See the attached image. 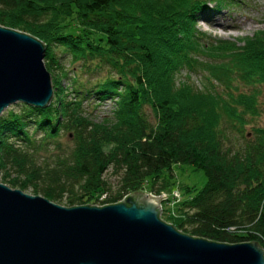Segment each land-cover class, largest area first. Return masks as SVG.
Returning <instances> with one entry per match:
<instances>
[{
  "label": "trees",
  "instance_id": "obj_1",
  "mask_svg": "<svg viewBox=\"0 0 264 264\" xmlns=\"http://www.w3.org/2000/svg\"><path fill=\"white\" fill-rule=\"evenodd\" d=\"M207 2L239 0H0V27L43 44L53 91L43 108L17 103L0 115L1 183L65 198L67 208L101 207L133 193L168 195L173 167L188 166L205 185L184 187L161 221L264 250V128L255 125L264 31L241 44L206 38L196 14ZM58 48L78 72L100 75L93 86L70 74ZM106 99L110 114L90 120L84 103Z\"/></svg>",
  "mask_w": 264,
  "mask_h": 264
},
{
  "label": "water",
  "instance_id": "obj_2",
  "mask_svg": "<svg viewBox=\"0 0 264 264\" xmlns=\"http://www.w3.org/2000/svg\"><path fill=\"white\" fill-rule=\"evenodd\" d=\"M35 38L0 27V115L52 97ZM133 193L116 204L63 208L0 184V264H264L255 242L193 238L159 219L160 199Z\"/></svg>",
  "mask_w": 264,
  "mask_h": 264
},
{
  "label": "rangeland",
  "instance_id": "obj_3",
  "mask_svg": "<svg viewBox=\"0 0 264 264\" xmlns=\"http://www.w3.org/2000/svg\"><path fill=\"white\" fill-rule=\"evenodd\" d=\"M235 6L221 9L215 6L213 3L207 2L204 4V7H202L196 14L197 31L203 34L206 38L217 39L236 44H241V41L244 39L251 38L253 35L258 34L257 32L264 31V0H239ZM208 19H210V21ZM231 25H233V27H230ZM55 53L57 56L61 57L60 60L64 67L67 70H71L70 74L76 72L79 75L77 79L79 83L85 85L88 82L89 86H93L97 78L100 77V75L96 74L87 75L85 72H78L76 66L72 67L71 65H68V55L62 56L59 48L55 49ZM193 82L196 86H199V81L196 78H193ZM68 83L69 81H63L65 86H67ZM258 101L261 113L259 118L255 120V125L260 128H264V90H262ZM14 105L15 104L9 106L7 110L16 109ZM111 107V102L108 99L101 100L99 102L97 100H92V103L89 104V106H86L84 103L85 112L87 113L88 118L94 122H98L101 120V118L108 116L110 114ZM146 114H148L149 119H151L148 110H146ZM246 138H249V135H247ZM59 142L64 145L68 144L69 140L63 137L60 138ZM172 172L173 189L179 192L182 199L186 197L183 195L184 187L193 188L195 191H200L205 185V178L202 172L195 171L188 166H174ZM104 178L109 182L112 190H114L115 178L111 177L109 170L105 172ZM0 184H2L1 180ZM5 186L8 187L7 185ZM22 193L29 196H34L31 194L30 190L22 191ZM64 201L65 198H62L60 201L55 202L54 204L63 208H67ZM162 205L163 204L160 203V206ZM161 210L162 214L160 220L162 219L164 221L168 215L172 217V209L170 206L167 208L163 205ZM261 250L264 253V250Z\"/></svg>",
  "mask_w": 264,
  "mask_h": 264
},
{
  "label": "built area",
  "instance_id": "obj_4",
  "mask_svg": "<svg viewBox=\"0 0 264 264\" xmlns=\"http://www.w3.org/2000/svg\"><path fill=\"white\" fill-rule=\"evenodd\" d=\"M151 197H152V196H151ZM162 197H165V198L160 199V200H161L160 202H161L164 206H166L167 208H168V206H170L171 209H172V207H173L175 204L180 203L181 200H182V198H181L179 192L176 191V190H174V189L170 192V194H168V195H161L159 198H162ZM161 209H162V206H160V210H159V219H160L161 214H162V210H161Z\"/></svg>",
  "mask_w": 264,
  "mask_h": 264
},
{
  "label": "bare ground",
  "instance_id": "obj_5",
  "mask_svg": "<svg viewBox=\"0 0 264 264\" xmlns=\"http://www.w3.org/2000/svg\"><path fill=\"white\" fill-rule=\"evenodd\" d=\"M210 21V19H208ZM230 27H233V25H231Z\"/></svg>",
  "mask_w": 264,
  "mask_h": 264
}]
</instances>
